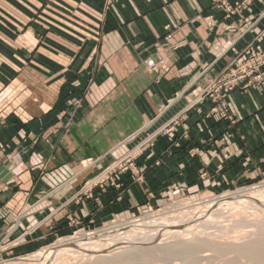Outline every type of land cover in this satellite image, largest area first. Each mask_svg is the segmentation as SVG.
<instances>
[{
  "label": "crops",
  "instance_id": "obj_1",
  "mask_svg": "<svg viewBox=\"0 0 264 264\" xmlns=\"http://www.w3.org/2000/svg\"><path fill=\"white\" fill-rule=\"evenodd\" d=\"M263 50L264 0L229 19L211 0H0V167L12 174L0 179V244L32 232L18 248L31 251L73 227L69 217L99 226L264 176L262 90L185 111L204 74ZM174 116L123 190L76 198L128 138Z\"/></svg>",
  "mask_w": 264,
  "mask_h": 264
},
{
  "label": "rangeland",
  "instance_id": "obj_2",
  "mask_svg": "<svg viewBox=\"0 0 264 264\" xmlns=\"http://www.w3.org/2000/svg\"><path fill=\"white\" fill-rule=\"evenodd\" d=\"M227 1L231 7L230 11L219 6L214 7L223 12L227 19L243 12L252 4V0H237L234 3L230 0ZM228 30L233 32L235 27L230 26ZM258 52L262 54L264 50ZM151 62L154 65L153 69L148 66V63ZM156 65L154 60L147 62L150 71H155ZM230 69H234V62L213 75H209L206 71L207 73L203 75L204 86L201 92L194 99V104L185 111L189 112L203 101L211 102L214 106L212 110L224 109V102L222 103V101L228 93L224 94L222 92L223 87L221 84L224 83ZM242 86L259 89L256 86H247L240 83L234 90ZM209 91L211 93H207ZM216 96L219 98L217 101L213 99ZM219 110L217 111L219 112ZM178 119V116H174L159 128L144 129L142 132L128 138L127 141L132 147L123 153L120 158L113 160L107 167L102 168L88 179L78 193L75 194L76 198L79 201L95 199L96 192H104L112 187L123 190L125 187L124 180L134 178V173L138 169L135 163L138 157L147 149L152 148L161 137H167L168 133L180 122ZM91 165H93V162L83 164L86 168ZM246 189L251 190L250 193H253L252 198L256 200L264 198V176L238 184L219 193L200 194L197 197L182 195L172 200L161 201L156 205L139 209L135 215L121 214L99 226H80L68 216V222L73 227H70L65 233L58 234L45 245L31 251H19L18 248L25 244L32 232H25L18 237H12L4 241L0 244V264H45L50 259V252L53 251L54 247H59L58 245L67 246L65 247V253L56 256L50 264H264V210L262 213L254 208V205L256 208L264 207V203L259 201L258 204L249 205L252 201L249 198L248 202L238 200L240 204L243 203L242 205L228 201V198L232 197L234 193ZM226 201H228L229 206H223L220 209L221 211H217V214L212 217L210 216V221L206 223V226L202 223L201 225L204 226L197 234L187 236L188 240L191 239L187 242L188 244L181 243L179 239L181 236L177 237L180 233L171 232L166 235V238L160 237L164 232L159 229L161 225L157 223H155L157 226L154 225L153 228L146 231H142L145 229L136 226L138 223L151 220L154 217H165L175 223L172 225L173 227L182 228L189 223L191 218L188 216L202 210L206 204L208 215L212 209H209L212 202L220 205V203ZM125 223H127L129 229L123 230L122 233L126 232L129 235L128 242L126 240L115 243L116 240H104L106 229L111 230L112 227L121 226ZM154 230H157V232L153 233ZM139 232L144 234H139ZM97 237L102 238V240L89 241L91 238ZM193 238L195 240H192ZM150 239H152L151 243H144ZM155 242H157L156 245H150ZM87 243H107V246L93 244L92 246L76 247ZM196 245L197 247H195ZM174 247L178 250L184 248L188 252L178 251L174 253L175 255H168L165 252L167 248ZM193 250H196V252H193ZM46 258L48 260H44Z\"/></svg>",
  "mask_w": 264,
  "mask_h": 264
},
{
  "label": "bare ground",
  "instance_id": "obj_3",
  "mask_svg": "<svg viewBox=\"0 0 264 264\" xmlns=\"http://www.w3.org/2000/svg\"><path fill=\"white\" fill-rule=\"evenodd\" d=\"M250 189H246V190H240L236 193L233 194L232 197L228 198V201L229 202H232V203H236V204H240L239 201H244V202H248L249 199H251L252 201L249 203V205H254V204H258L259 201H262L264 203V198H262L261 200H256L255 198H252L253 197V193H250ZM245 197V198H244ZM243 198V199H242ZM249 198V199H248ZM239 200V201H238ZM228 201L226 202H223L222 204L220 203V205H216V202H212V204L210 205L209 209H211L210 213L207 215V204L204 206V208H202V210H198V212L196 213H193V215H191L190 213V216H188L190 219L189 223L187 225H185L184 227L182 228H177V227H173L172 225L175 224L173 223L172 220L168 219V218H165V217H154L152 218L151 220H147L145 222H142V223H138L136 226L138 228L142 227L144 228L145 230H142V231H146V230H149L151 228L154 227L155 223L161 225V227H159V229L161 231H163L164 233L161 234L160 237H163V238H166V235H169V233H175V234H178L180 233V235H177V237H179L181 243L183 244H188L187 242H189L191 239H187V236H190V235H195L197 234L200 230H201V227L203 228L204 225H201L202 223L205 224V226L207 225L206 223L208 221H210V216L212 217L213 215L217 214V211H221L220 209L223 208V206H229V204L227 203ZM243 204V203H242ZM240 204V205H242ZM183 205V204H182ZM181 205V206H182ZM254 208L255 210H259L260 212H262L264 210V207H255L254 205ZM256 210V211H257ZM194 212V211H193ZM228 213V212H226ZM263 213V212H262ZM247 214V213H246ZM237 216V215H236ZM248 217V216H247ZM173 218V217H172ZM180 218V217H179ZM183 218V217H182ZM257 220V219H256ZM212 222V221H211ZM238 222V221H237ZM238 224V223H237ZM189 225V226H188ZM147 226V227H146ZM157 226V225H155ZM188 226V227H186ZM186 227V228H185ZM206 228V227H205ZM127 230L129 229L128 228V225L127 223L125 224H122L121 226H116V227H112V229H106L105 231V241H114L116 240L115 243H118V242H128L129 240V235H127L126 232H123V230ZM196 229V230H194ZM179 230V231H178ZM194 230V231H193ZM129 231H134V230H129ZM148 232V231H147ZM157 230H154L153 233H156ZM181 232H184V233H181ZM139 234H144L143 232H139ZM152 234V233H150ZM197 237V236H195ZM79 239V238H78ZM125 239V240H124ZM102 238H91L89 241L91 242H97V241H101ZM192 240H195V238H193ZM198 240V239H196ZM149 241V242H148ZM147 242H144V243H151L152 239L148 240ZM200 241V240H199ZM203 241V240H202ZM80 242V241H79ZM206 242V241H205ZM78 243V242H77ZM197 243V241H196ZM93 244H97V245H100V246H107V243H87V244H81V245H77L76 247H82L84 245H87V246H92ZM202 244V242H201ZM211 244V243H210ZM204 245V244H203ZM59 247H54L53 251H51V255H50V259L48 260L47 258L44 259V260H48V262H45V264H50V262L57 256H60L61 254H64L65 253V247L67 246H60L58 245ZM199 246V245H198ZM207 246V245H206ZM188 247V246H187ZM186 247V248H187ZM197 247V245L195 246ZM190 248V247H188ZM183 250H178L177 248H167L166 249V253L169 255V254H174V253H177L178 251L179 252H185L186 250L184 248H182ZM126 251V250H124ZM191 251V250H190ZM53 252V253H52ZM188 252V251H186ZM193 252H196V250H193ZM54 254V255H53ZM175 255V254H174ZM44 264V263H43Z\"/></svg>",
  "mask_w": 264,
  "mask_h": 264
},
{
  "label": "built area",
  "instance_id": "obj_4",
  "mask_svg": "<svg viewBox=\"0 0 264 264\" xmlns=\"http://www.w3.org/2000/svg\"><path fill=\"white\" fill-rule=\"evenodd\" d=\"M213 7L219 6L231 10L227 0H212ZM218 46L215 50H218ZM220 50V48H219ZM234 62V69H230L225 77L224 83L221 84L222 92L224 94L234 90L240 83H244L247 86H256L264 93V53L256 52L254 55H245L243 58H239ZM149 68L153 69L152 62L149 64ZM250 70V71H249ZM231 75V76H230ZM212 91V90H211ZM211 91L207 93H211ZM218 100V96L213 98ZM216 112H218L216 110ZM220 115L226 118V114L220 112Z\"/></svg>",
  "mask_w": 264,
  "mask_h": 264
},
{
  "label": "water",
  "instance_id": "obj_5",
  "mask_svg": "<svg viewBox=\"0 0 264 264\" xmlns=\"http://www.w3.org/2000/svg\"><path fill=\"white\" fill-rule=\"evenodd\" d=\"M11 178H12V174L8 171V169H6L5 166L0 167V179H2L5 182H7ZM157 242H155L154 244H150V245L154 246V245L157 244Z\"/></svg>",
  "mask_w": 264,
  "mask_h": 264
}]
</instances>
